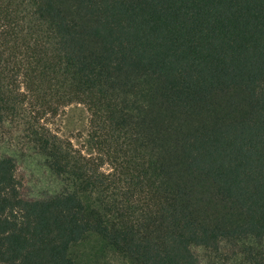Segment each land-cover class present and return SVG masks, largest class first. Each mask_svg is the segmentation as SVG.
<instances>
[{
	"label": "trees",
	"instance_id": "1",
	"mask_svg": "<svg viewBox=\"0 0 264 264\" xmlns=\"http://www.w3.org/2000/svg\"><path fill=\"white\" fill-rule=\"evenodd\" d=\"M74 104L91 155L47 124ZM14 123L58 188L0 150V264H264V0H0Z\"/></svg>",
	"mask_w": 264,
	"mask_h": 264
},
{
	"label": "rangeland",
	"instance_id": "2",
	"mask_svg": "<svg viewBox=\"0 0 264 264\" xmlns=\"http://www.w3.org/2000/svg\"><path fill=\"white\" fill-rule=\"evenodd\" d=\"M47 124L60 137L71 141L78 151L85 155L93 153L88 138L89 114L84 106L71 105ZM23 130L18 123L3 128L0 131V150L17 158V179L23 195L28 198L43 197L58 188V184L44 171L41 162L32 155ZM98 250V239L89 237L73 248V255L86 264ZM197 252L202 258L205 256L204 253Z\"/></svg>",
	"mask_w": 264,
	"mask_h": 264
}]
</instances>
